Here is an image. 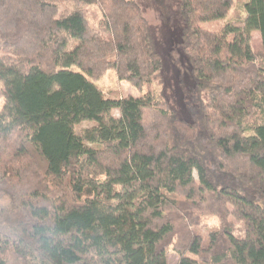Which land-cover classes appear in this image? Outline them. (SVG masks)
<instances>
[{"label": "trees", "instance_id": "trees-1", "mask_svg": "<svg viewBox=\"0 0 264 264\" xmlns=\"http://www.w3.org/2000/svg\"><path fill=\"white\" fill-rule=\"evenodd\" d=\"M64 2L0 0V264H264V0H179L164 44L136 0Z\"/></svg>", "mask_w": 264, "mask_h": 264}, {"label": "rangeland", "instance_id": "rangeland-1", "mask_svg": "<svg viewBox=\"0 0 264 264\" xmlns=\"http://www.w3.org/2000/svg\"><path fill=\"white\" fill-rule=\"evenodd\" d=\"M136 1H138L142 5L145 17L151 26L153 36L156 38V40L157 38H159L158 43L164 44L165 42H168L170 39V33L173 35L175 27L179 25L178 24L179 19L177 18V10H178L177 7L179 0H136ZM159 1L160 4H158ZM243 2L244 0H233V6L231 12L229 13V17L233 18L234 13H238V14L240 13V9L242 7ZM45 3L57 8L59 12H63L68 6H70L68 3L64 2V0H45ZM86 8H87L86 17L89 21V24L90 26H95L97 20L100 17L99 12L95 7H86ZM221 25L222 22H214V23L204 24L203 27L211 31H216L220 29ZM173 44L169 45V47L172 46ZM74 46H76L75 42H70L66 40L62 48V51L70 50ZM251 47L256 54L261 53L262 47L258 33L252 34ZM170 49L174 50L173 59L175 60V58H177L178 56L177 45L174 44V46L170 47ZM92 83L99 92H101L106 98H110V99H119L129 96L140 97L147 91L146 89L138 91L131 84L127 82L119 81L115 73L111 70L106 71L101 77H99L96 80H93ZM1 104H2V100L0 97V107ZM180 114L182 113L180 112ZM192 114L194 115V117L191 118L195 121L196 115L195 113ZM111 115L117 118L119 114L117 111H113ZM190 124H191L190 126L186 127L179 123V126L181 129H185L189 131L188 134L192 135L193 137L198 136L199 128L198 125L196 124V121L194 123L191 122ZM91 125L92 124L89 123H82L75 127V133L80 135L84 129L90 127ZM194 140H196V138ZM193 177L194 179H197L195 172L193 173ZM233 223H234V227L236 228L235 230L236 234H240L242 231L241 224L237 222H233ZM205 224L207 226L206 230H209L216 228L218 225V221L216 218L211 217L205 221ZM166 255H167V264L177 263L178 257L170 248L167 250Z\"/></svg>", "mask_w": 264, "mask_h": 264}]
</instances>
